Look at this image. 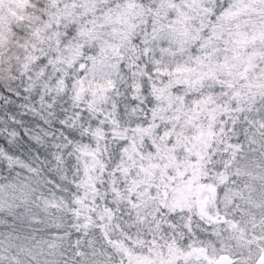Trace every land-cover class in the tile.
<instances>
[{"label":"snow or ice","instance_id":"snow-or-ice-1","mask_svg":"<svg viewBox=\"0 0 264 264\" xmlns=\"http://www.w3.org/2000/svg\"><path fill=\"white\" fill-rule=\"evenodd\" d=\"M0 264H264V0H0Z\"/></svg>","mask_w":264,"mask_h":264}]
</instances>
